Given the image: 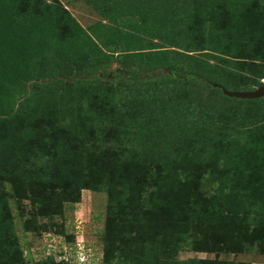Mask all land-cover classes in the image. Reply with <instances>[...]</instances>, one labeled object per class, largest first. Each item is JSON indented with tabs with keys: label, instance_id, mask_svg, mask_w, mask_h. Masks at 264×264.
Here are the masks:
<instances>
[{
	"label": "trees",
	"instance_id": "obj_1",
	"mask_svg": "<svg viewBox=\"0 0 264 264\" xmlns=\"http://www.w3.org/2000/svg\"><path fill=\"white\" fill-rule=\"evenodd\" d=\"M82 1L101 21L0 0V264L30 263L15 218L71 244L53 220L83 190L106 196L102 264H248L176 256L264 241V96L213 87L264 86V0Z\"/></svg>",
	"mask_w": 264,
	"mask_h": 264
},
{
	"label": "rangeland",
	"instance_id": "obj_2",
	"mask_svg": "<svg viewBox=\"0 0 264 264\" xmlns=\"http://www.w3.org/2000/svg\"><path fill=\"white\" fill-rule=\"evenodd\" d=\"M65 5L70 13L76 18L83 28H87L95 22L101 21L99 14L86 5L82 0H59ZM114 67V66H113ZM109 70H107L108 72ZM100 85L111 84L109 79L96 74ZM216 79L219 76H215ZM228 92H249L245 87L223 86ZM199 94L205 102H220V97L209 88L199 89ZM261 102L264 99L260 100ZM242 102V101H241ZM254 102V101H253ZM252 104H258L254 102ZM211 189V188H210ZM27 202L24 201L23 204ZM106 209V196L101 193H92L87 190L81 192L80 201L73 208H66L61 216L54 218L53 223L63 225L66 233L71 235L74 240L67 244L64 237L58 236L52 229L49 233L41 236L24 233L21 230L19 220L15 218L16 233L21 238L25 246V253L30 263L38 261L40 258L47 256L50 252L57 251L62 246L68 247L72 255V263L80 264L76 254L79 256L92 255L93 264H102V238L101 232L104 224V213ZM47 220L40 219L39 223H46ZM260 246L255 245L251 252L243 253H205L193 251L186 248L176 256L177 260L183 261L188 259L220 260L230 262H245L248 264H264V241ZM71 258V257H70Z\"/></svg>",
	"mask_w": 264,
	"mask_h": 264
},
{
	"label": "built area",
	"instance_id": "obj_3",
	"mask_svg": "<svg viewBox=\"0 0 264 264\" xmlns=\"http://www.w3.org/2000/svg\"><path fill=\"white\" fill-rule=\"evenodd\" d=\"M60 245V248L56 252H50L48 255H53L57 261H70V257H72V255L69 253L70 249L64 245L62 246V244ZM79 254L80 253L77 252L76 257L80 264H93L91 261L92 259L90 254H82V256H79Z\"/></svg>",
	"mask_w": 264,
	"mask_h": 264
},
{
	"label": "water",
	"instance_id": "obj_4",
	"mask_svg": "<svg viewBox=\"0 0 264 264\" xmlns=\"http://www.w3.org/2000/svg\"><path fill=\"white\" fill-rule=\"evenodd\" d=\"M213 87L220 88L224 95L230 97V98H239V99H247V100H252V99H258L264 96V86H261L257 88L254 91L251 92H228L226 91L222 86L218 84H213Z\"/></svg>",
	"mask_w": 264,
	"mask_h": 264
},
{
	"label": "clouds",
	"instance_id": "obj_5",
	"mask_svg": "<svg viewBox=\"0 0 264 264\" xmlns=\"http://www.w3.org/2000/svg\"><path fill=\"white\" fill-rule=\"evenodd\" d=\"M102 257V256H101ZM91 258H92V255H91ZM93 263V262H92Z\"/></svg>",
	"mask_w": 264,
	"mask_h": 264
}]
</instances>
